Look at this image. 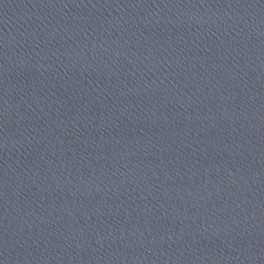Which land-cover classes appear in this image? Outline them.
Returning <instances> with one entry per match:
<instances>
[{"label":"water","instance_id":"water-1","mask_svg":"<svg viewBox=\"0 0 264 264\" xmlns=\"http://www.w3.org/2000/svg\"><path fill=\"white\" fill-rule=\"evenodd\" d=\"M0 264H264V0H0Z\"/></svg>","mask_w":264,"mask_h":264}]
</instances>
